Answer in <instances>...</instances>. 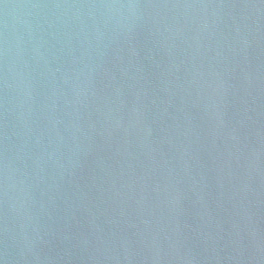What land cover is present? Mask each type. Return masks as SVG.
Instances as JSON below:
<instances>
[{
  "label": "water",
  "instance_id": "water-1",
  "mask_svg": "<svg viewBox=\"0 0 264 264\" xmlns=\"http://www.w3.org/2000/svg\"><path fill=\"white\" fill-rule=\"evenodd\" d=\"M0 264H264V0H0Z\"/></svg>",
  "mask_w": 264,
  "mask_h": 264
}]
</instances>
